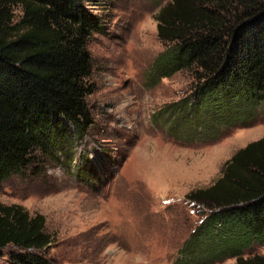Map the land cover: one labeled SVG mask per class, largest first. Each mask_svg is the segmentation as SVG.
<instances>
[{"label": "trees", "instance_id": "obj_1", "mask_svg": "<svg viewBox=\"0 0 264 264\" xmlns=\"http://www.w3.org/2000/svg\"><path fill=\"white\" fill-rule=\"evenodd\" d=\"M84 1L0 0V180L34 163L36 149L69 148L66 126L80 139L92 124L87 43L103 21ZM154 19L164 47L152 64L157 76L187 71L192 79L187 100L165 107L168 118L194 113L208 124L225 112L230 126L248 123L264 105V0H171ZM187 197L203 212L172 264H264L262 255L242 257L264 245V133ZM50 242L41 214L0 204V254L15 248L5 264H51L41 253Z\"/></svg>", "mask_w": 264, "mask_h": 264}, {"label": "rangeland", "instance_id": "obj_2", "mask_svg": "<svg viewBox=\"0 0 264 264\" xmlns=\"http://www.w3.org/2000/svg\"><path fill=\"white\" fill-rule=\"evenodd\" d=\"M170 1H84L103 21L87 43L92 124L80 139L66 126L69 148L36 149L34 163L0 180V204L44 217L51 242L41 253L51 264H172L203 212L187 195L213 183L236 150L264 133L262 104L246 124L230 126L225 112L209 126L194 113L168 118L165 107L192 91L187 71L159 78L152 65L164 50L154 16ZM10 10L18 19V6ZM13 249L2 250L0 264ZM255 254L264 256V245L242 257Z\"/></svg>", "mask_w": 264, "mask_h": 264}]
</instances>
